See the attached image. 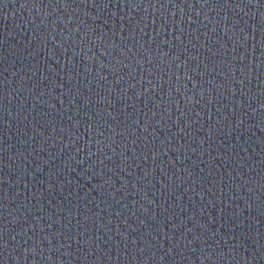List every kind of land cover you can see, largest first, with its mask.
<instances>
[{
    "label": "water",
    "instance_id": "95a60500",
    "mask_svg": "<svg viewBox=\"0 0 264 264\" xmlns=\"http://www.w3.org/2000/svg\"><path fill=\"white\" fill-rule=\"evenodd\" d=\"M0 264H264V0H0Z\"/></svg>",
    "mask_w": 264,
    "mask_h": 264
}]
</instances>
